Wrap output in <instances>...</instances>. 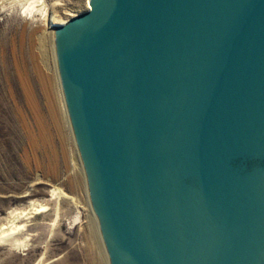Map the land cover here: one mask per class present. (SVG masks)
Instances as JSON below:
<instances>
[{"label":"water","instance_id":"water-1","mask_svg":"<svg viewBox=\"0 0 264 264\" xmlns=\"http://www.w3.org/2000/svg\"><path fill=\"white\" fill-rule=\"evenodd\" d=\"M55 40L110 264H264V0H90Z\"/></svg>","mask_w":264,"mask_h":264},{"label":"rangeland","instance_id":"rangeland-1","mask_svg":"<svg viewBox=\"0 0 264 264\" xmlns=\"http://www.w3.org/2000/svg\"><path fill=\"white\" fill-rule=\"evenodd\" d=\"M89 3L0 0V231L21 225L0 236V264H110L61 104L55 40V25L82 14Z\"/></svg>","mask_w":264,"mask_h":264},{"label":"bare ground","instance_id":"bare-ground-1","mask_svg":"<svg viewBox=\"0 0 264 264\" xmlns=\"http://www.w3.org/2000/svg\"><path fill=\"white\" fill-rule=\"evenodd\" d=\"M56 63V62H55ZM56 65V64H55ZM58 70V69H57ZM59 71V70H58ZM44 82V81H43ZM50 83V82H49ZM53 84V83H52ZM50 90V89H49ZM48 90V95L50 96V98H49V103H48V105H49V110H50V112H51V115L53 116V119L55 120V121H58V116H57V114H56V106H57V102H56V99H55V97L54 96H52V91H49ZM60 91H61V97H60V99H61V104L64 106V107H62V108H65V110H66V113L68 114V108H67V103H66V99H65V96H64V93H63V90H62V87H61V89H60ZM28 94V93H27ZM30 105H31V108H32V111H33V114H34V117H35V119L38 121V124L40 125V126H42V119H41V115H40V112H39V107H38V105H37V103L35 102L34 103V101H33V99H31L30 98ZM58 101V100H57ZM66 115V114H65ZM69 115V114H68ZM74 134V133H73ZM77 145V144H76ZM78 147V146H77ZM79 154H80V151H79ZM81 156V155H80ZM82 158V157H81ZM80 157H78V159H79V167H80V169H81V171L83 172V173H85V167H84V162H83V160L81 159ZM85 177H86V173H85ZM87 178V177H86ZM88 186V185H87ZM91 202V201H90ZM93 208V207H92ZM44 208L43 207H40L39 209H37V211H41V210H43ZM93 216H92V222H93V226H94V228H95V232H97L96 231V229L98 230V223H97V219L98 218H96V217H98V216H96L97 214H95L96 212H95V210H94V208H93ZM22 213V212H21ZM20 213V214H21ZM24 213V212H23ZM14 222V221H13ZM98 222H99V219H98ZM99 226H100V223H99ZM21 227V225H16L15 227H13V226H11L10 228H9V230L8 231H4V230H1L0 231V236L2 237H4V236H7L8 237V235H11V234H13V233H15V231L17 230V229H19ZM100 231H101V228H100ZM94 232V233H95ZM98 234V233H97ZM102 234V233H101ZM103 237V236H102ZM98 242V241H97ZM105 244V243H104ZM98 257V256H97Z\"/></svg>","mask_w":264,"mask_h":264}]
</instances>
